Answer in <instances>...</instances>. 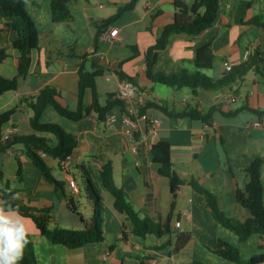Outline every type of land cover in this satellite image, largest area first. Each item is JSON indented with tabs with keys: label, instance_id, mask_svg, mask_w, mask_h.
Masks as SVG:
<instances>
[{
	"label": "crops",
	"instance_id": "1",
	"mask_svg": "<svg viewBox=\"0 0 264 264\" xmlns=\"http://www.w3.org/2000/svg\"><path fill=\"white\" fill-rule=\"evenodd\" d=\"M129 1L72 0V20L53 22L52 0H28L27 10L40 31L39 46L32 49L29 72L19 76L18 88L0 95V113L15 109L9 123L17 125L20 134L32 133L33 110L25 98L37 95L47 84H54L62 89L64 103L77 109L80 63L85 62L91 68L97 62L105 67L104 79L97 78L101 102L106 103L109 94H117L125 78L121 74L127 73L148 91L145 110L161 120L159 128L148 135L146 145L135 153V143L125 133L122 105L112 109L118 114L115 122L101 121L96 113L74 120L48 105L42 120L59 123L79 139L69 170L63 169L57 158L43 153L53 174L64 181V187L43 174L25 154L22 144H15L11 151L0 153V168L6 173L0 180V205L3 203L1 187L9 181L18 189V201L52 205L53 225L85 228L90 221L83 226L86 212L77 203L78 197L83 196L81 185L77 181L78 192H73L70 185V178L75 176L78 180V171H81L86 181L91 176L103 196L106 238L71 248L52 241L39 231L32 218L20 215L30 229L38 264H264L239 263L216 252L219 239L223 238L239 246L247 261L253 255L264 253V245L260 243L259 233L258 241L253 237L256 233L242 240L220 223L205 196L192 185L181 184L173 191L169 177L162 176L158 165L154 166L150 149L153 142L169 140L177 173L184 178L195 176L213 189L228 215L247 218L249 211L241 206L238 194L250 180L245 167L264 156V125H254L257 120L264 121V75L251 70L219 90L175 88L167 84L168 87H163L160 84L164 83L148 76L147 50L157 43L165 26L174 21L177 12L174 0H139L135 8L125 11L104 28L103 33L118 27L120 38H102L99 47H95L96 33L103 21ZM258 14L264 15V0H221L214 25L200 35H173L168 46L159 51L154 71L195 70L196 47L212 38L215 62L213 67L202 70L214 79L223 78L227 72L225 60L239 64L246 59L248 50L258 45L264 47V28L250 23ZM6 21L0 16L1 28H5ZM18 37V30L13 28L0 32V45L8 52L7 58L0 61V74L8 78L19 73L22 52L13 45ZM232 96L236 99L232 100ZM240 97L244 102L234 105ZM91 99L92 90L88 89L84 101L88 104ZM188 106L201 110L219 108L210 122H205L178 115ZM240 107L243 108L238 113L227 114ZM108 160L113 162L117 183L124 187L140 214H151L163 225L169 224L170 230L163 235L148 233L145 237L130 233L129 246L125 247L123 231L128 219L116 210L115 198L102 182L103 163ZM261 172L264 184V164ZM66 192L72 195L76 208ZM86 198L90 202L87 195ZM150 199H153V208L149 205ZM10 215L15 216V211ZM178 220L181 226L176 225ZM183 240L186 242L177 247V242ZM107 250L111 254L105 259Z\"/></svg>",
	"mask_w": 264,
	"mask_h": 264
},
{
	"label": "trees",
	"instance_id": "2",
	"mask_svg": "<svg viewBox=\"0 0 264 264\" xmlns=\"http://www.w3.org/2000/svg\"><path fill=\"white\" fill-rule=\"evenodd\" d=\"M28 0H0V16L6 18L5 28L0 27V32L6 29H16L19 37L13 45L22 52L19 65L18 76L8 78L0 74V95L5 91L17 89L19 76L26 75L31 65V51L39 46L40 31L27 10ZM72 0H52L53 22H70L73 18L71 11ZM139 0H130L121 4L116 13L105 19L96 33L95 47L98 48L102 39L104 28L119 18L125 11L136 7ZM177 12L174 21L165 26L162 35L157 43L147 50L148 76L154 80L173 86L175 88L192 87L194 90L203 88L207 90H219L231 85L239 78H243L251 70H256L264 75V47L255 46L244 61L235 64L230 71H227L223 78L214 79L203 72V68H211L215 62L213 50V39L210 38L198 45L195 49L196 69L184 68L180 72L165 73L154 71V64L157 61L159 51L165 49L173 35L186 33L189 35H200L208 28L212 27L217 20L221 10V0H174ZM250 23L260 25L264 28V15L258 14L250 19ZM8 52L5 46L0 45V61L7 58ZM105 67L97 62L92 63L89 68L85 62L79 67V91L78 107L71 109L63 101V91L54 84H47L37 95L25 98L33 110L30 117L32 133L15 134L8 141L1 144L2 151L12 148L15 144H22L25 154L41 168L43 174L50 180L64 187V181L59 180L53 174L52 167L45 160L43 153L51 155L59 160L73 156L79 145L78 137L67 131L62 125L56 122L42 120V115L48 105H52L62 115L80 120L83 117L96 113L98 119L105 121L108 113L116 105L124 106V102L116 98V94H109L106 103L101 102L100 92L97 87V78L104 74ZM122 77L132 79L127 73H122ZM88 89L92 90L91 102L86 104L84 97ZM218 106H212L208 110H201L198 107L188 106L183 111L178 112L179 116H190L193 119H200L210 122ZM243 107L230 111L227 114H236ZM258 112L257 109H253ZM15 109H10L0 113V136L2 127L9 123ZM264 113V111H263ZM152 160L158 165V172L162 176L169 177L173 191L181 184H190L206 198L207 205L212 210L214 217L223 225L237 233L242 240L259 233L261 245H264V184L262 181L261 168L264 164V156H259L251 164L245 167L250 176L249 182L244 189H239V202L242 207L249 211V216L245 219L228 215L222 208L217 193L204 185L197 177L184 178L180 176L174 168L172 158V147L169 140H159L150 144ZM102 182L109 190L115 200L114 206L117 211L124 213L128 219L123 231L125 247H128L130 233L145 237L148 233L163 235L170 230L169 224L163 225L161 221L151 214L142 216L128 199L123 186H120L115 179L114 165L111 160L103 163L101 171ZM6 173L0 168V180H3ZM86 194L91 202L92 214L90 223L85 228H71L66 226L51 225L54 219L53 206H37L22 203L17 200L18 189L13 187L8 181L1 187L3 203L0 209L11 208L18 210L22 216L30 217L34 220L39 231L56 243L65 244L71 248L81 247L89 242L104 241L105 231L103 228V196L95 186L93 179L89 175ZM69 202L76 208V204L66 192ZM129 229V231L127 230ZM29 244L24 249L23 259L19 264H38L35 253L34 242L29 236ZM178 241L177 247L184 244ZM216 252L225 258L243 263L264 262V253L253 255L247 261L243 257L241 248L230 241L220 238ZM144 264V262L142 263Z\"/></svg>",
	"mask_w": 264,
	"mask_h": 264
},
{
	"label": "built area",
	"instance_id": "3",
	"mask_svg": "<svg viewBox=\"0 0 264 264\" xmlns=\"http://www.w3.org/2000/svg\"><path fill=\"white\" fill-rule=\"evenodd\" d=\"M103 39L114 40L119 39V28L113 27L108 32L103 33ZM251 50L246 52L245 57H248ZM226 71H230L234 64L231 60H225L224 62ZM116 98L121 99L124 102L123 106V122L125 125V133L134 141L135 145L133 146V151L139 153L142 150L143 144L147 142L148 135L156 131L160 124L161 120L151 115L145 110V106L148 102L149 94L148 91L137 81H134L130 78H123L121 80ZM232 100H235V97H231ZM118 120V114L113 110L108 113L107 121L115 122ZM254 125L262 126L264 121L257 120L254 122ZM15 134H20V129L15 124L7 123L2 127V133L0 136V153L2 152V145L8 141ZM11 151V148L6 150ZM73 156H69L66 159H63L60 163L61 167L65 170H69L72 167ZM70 185L73 189V192H78V182L75 176L70 178ZM177 226H181V220L176 222ZM111 254L110 250H107L104 253V258L107 259Z\"/></svg>",
	"mask_w": 264,
	"mask_h": 264
},
{
	"label": "clouds",
	"instance_id": "4",
	"mask_svg": "<svg viewBox=\"0 0 264 264\" xmlns=\"http://www.w3.org/2000/svg\"><path fill=\"white\" fill-rule=\"evenodd\" d=\"M13 211L15 216L10 215ZM30 234L18 210L0 209V264H19Z\"/></svg>",
	"mask_w": 264,
	"mask_h": 264
},
{
	"label": "rangeland",
	"instance_id": "5",
	"mask_svg": "<svg viewBox=\"0 0 264 264\" xmlns=\"http://www.w3.org/2000/svg\"><path fill=\"white\" fill-rule=\"evenodd\" d=\"M100 79L101 80L104 79V75L99 76L98 80H100ZM160 85H162L163 87H168V86H166V84H160ZM103 96H104V93H103ZM243 102H244V98L240 97V100L238 102L234 103V105H239V104H242ZM154 166L156 167L157 164L155 163ZM77 181H79V183L81 185L82 195H83V196L78 197L77 203H78V207H82V210H84L86 212V216H85L86 220L82 221L83 226H86L88 224V221H90V219H91L92 209H90L91 203L86 198V195H87L86 194L87 193L86 188L88 186V183L86 182V179H85V177L81 171H78V180ZM51 225H53V224H51ZM53 226H56V225H53ZM253 237H255L257 239V241L259 240V234H257V233Z\"/></svg>",
	"mask_w": 264,
	"mask_h": 264
},
{
	"label": "water",
	"instance_id": "6",
	"mask_svg": "<svg viewBox=\"0 0 264 264\" xmlns=\"http://www.w3.org/2000/svg\"><path fill=\"white\" fill-rule=\"evenodd\" d=\"M187 1H190V0H187ZM145 146V143L143 144V147ZM150 183V181H149V178H148V180H147V184H149ZM149 189H151L150 187H149ZM151 192V191H150ZM152 193V192H151ZM149 205L153 208L154 206V204H153V199H150L149 200ZM153 215H154V213H153Z\"/></svg>",
	"mask_w": 264,
	"mask_h": 264
}]
</instances>
